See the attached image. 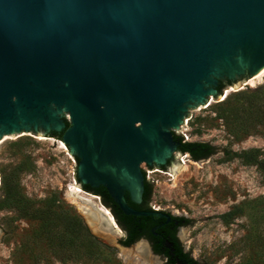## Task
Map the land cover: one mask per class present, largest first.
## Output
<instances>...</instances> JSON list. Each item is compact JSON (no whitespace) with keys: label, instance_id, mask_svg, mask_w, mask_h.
<instances>
[{"label":"water","instance_id":"95a60500","mask_svg":"<svg viewBox=\"0 0 264 264\" xmlns=\"http://www.w3.org/2000/svg\"><path fill=\"white\" fill-rule=\"evenodd\" d=\"M263 68L264 0H0V138L63 132L82 188L170 218L128 203L143 200L141 165L182 156L175 129L190 110ZM86 204L94 235L161 264L146 240L121 242L110 207L113 221Z\"/></svg>","mask_w":264,"mask_h":264},{"label":"rangeland","instance_id":"374dc122","mask_svg":"<svg viewBox=\"0 0 264 264\" xmlns=\"http://www.w3.org/2000/svg\"><path fill=\"white\" fill-rule=\"evenodd\" d=\"M247 81L241 82L243 88L238 84L227 85L222 89L223 95L192 108L175 131L185 140L207 141L230 152L258 148L259 158L264 160L263 125L244 116L235 126L236 122L232 125L218 116L228 95L231 99L227 106L247 105L255 90L264 84V75L253 86ZM239 90L242 92L237 94ZM230 129H235L237 136ZM60 141L51 134L34 131L6 134L0 138V167L8 174L17 173L20 191L35 200L37 207L69 220L78 217L91 231L85 217L91 211L86 203L91 201L96 208H104V203L79 185L78 162ZM141 167L153 184L152 207L191 220L181 227L179 235L198 264H264V170L261 166L244 164L238 157L229 159L220 151L203 160H194L189 155L185 163L176 152L167 167L146 163ZM74 185L82 189L81 196L86 202L83 208L71 195ZM47 199L53 200L51 210L45 205ZM60 232L64 241L49 242L40 219L24 216L15 208L0 209V264L156 262L144 256L142 244L133 253L124 252L96 235L112 249L87 256L84 246L75 252L70 234Z\"/></svg>","mask_w":264,"mask_h":264},{"label":"trees","instance_id":"16d2710c","mask_svg":"<svg viewBox=\"0 0 264 264\" xmlns=\"http://www.w3.org/2000/svg\"><path fill=\"white\" fill-rule=\"evenodd\" d=\"M230 84V81L226 82ZM223 82L219 84V90L222 91L224 87ZM241 93L242 91H237ZM231 95H228L223 100L222 105L224 106L221 111L218 112V116L223 118L226 122L235 123L244 117L249 116L253 122L264 126V84L259 86L253 93L251 99L248 100L247 105L240 106H227L230 102ZM67 121V126H69ZM235 126H233L235 128ZM233 134H236L235 129H230ZM63 132L54 133L53 136L61 139ZM175 139L179 142L178 150L181 153H188L190 157L194 160H203L215 153L223 151L229 159L240 158L244 164L259 165L264 170V160L259 158L260 149L252 148L248 150H243L241 152L228 151L221 149L219 146L213 145L207 141H188L185 140L183 135L175 133ZM77 162L78 158L75 157ZM144 174L146 176V171ZM17 173H6L2 167H0V209L5 208H15L24 216H30L35 219H40L42 222L43 232L45 237L49 242H54L56 239L59 241H64V236L61 235L60 230L64 233L70 234L69 238L72 243H74L75 252L79 246H84V250L87 256L100 255L104 249H112L109 245L102 243L95 235L91 233L89 228L82 222V220L76 217L75 220H69L64 215H59L58 213L50 214L49 211H45L37 207L36 201L24 195L20 189L18 182L16 180ZM76 178H79L76 174ZM86 191L93 192L101 196L102 202L106 206H111L113 208V214L120 226L126 229V238L123 239L124 245H130L134 241L140 238L141 232V220L144 216H134L125 214L120 207L116 204L114 199L110 196L107 189L100 186L96 189L92 188L90 185H83ZM153 193V184L146 179L145 191L143 194V200L141 203H135L131 200L129 193L126 192V197L128 203L133 207L141 210L153 209L151 204V197ZM47 208L51 210L53 206V200L47 199L45 201ZM175 219H179L185 225L190 224V219L175 215ZM180 257L182 260H186V264H198V261L194 259L190 253H183L180 251ZM120 264V263H117ZM172 264H178L177 261H173Z\"/></svg>","mask_w":264,"mask_h":264},{"label":"flooded vegetation","instance_id":"af4514ba","mask_svg":"<svg viewBox=\"0 0 264 264\" xmlns=\"http://www.w3.org/2000/svg\"><path fill=\"white\" fill-rule=\"evenodd\" d=\"M109 207L113 213V208L111 206ZM164 211L170 218L167 216H144L146 218L141 220L140 228L142 234L140 238L133 243L142 239L146 240L153 253L159 256V262L161 259L163 260L161 264H172L174 260L177 261L178 264H186L187 261L182 260L180 257V251L183 253L190 252L186 250L179 235L181 227L185 226V224L179 219H175V215L170 211ZM120 228L122 234L121 242H123V239L126 238V229H124L123 226H120Z\"/></svg>","mask_w":264,"mask_h":264},{"label":"bare ground","instance_id":"6f19581e","mask_svg":"<svg viewBox=\"0 0 264 264\" xmlns=\"http://www.w3.org/2000/svg\"><path fill=\"white\" fill-rule=\"evenodd\" d=\"M264 75V68L262 70H260L258 73L254 74L250 79L249 81H247V83L251 86H253L262 76ZM229 92V90L227 91V93ZM61 144L64 146V147H67L65 145V143L63 141H60ZM0 182H1V177H0ZM81 193H82V189L77 186V185H74V188L73 190H71V195L72 197L78 201V203L80 204V206L83 208V204H85V197L82 198L81 196ZM70 194V193H69ZM91 202V201H90ZM94 205V204H93ZM99 211H101L104 215H106L107 217H109V219L111 221H113V217L111 216V213L110 211L105 207L104 208H98ZM84 211V210H83ZM92 212V210H90ZM109 211V212H108ZM90 212V213H91ZM89 213V212H88ZM110 213V214H109Z\"/></svg>","mask_w":264,"mask_h":264},{"label":"built area","instance_id":"2783aa9c","mask_svg":"<svg viewBox=\"0 0 264 264\" xmlns=\"http://www.w3.org/2000/svg\"><path fill=\"white\" fill-rule=\"evenodd\" d=\"M189 154L188 153H184L182 156H180L181 162L185 163L186 162V158H188Z\"/></svg>","mask_w":264,"mask_h":264}]
</instances>
